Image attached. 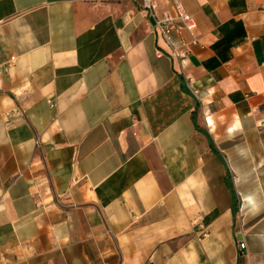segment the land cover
Segmentation results:
<instances>
[{"label": "crops", "instance_id": "crops-1", "mask_svg": "<svg viewBox=\"0 0 264 264\" xmlns=\"http://www.w3.org/2000/svg\"><path fill=\"white\" fill-rule=\"evenodd\" d=\"M182 4L0 0V264H264V0Z\"/></svg>", "mask_w": 264, "mask_h": 264}, {"label": "built area", "instance_id": "built-area-1", "mask_svg": "<svg viewBox=\"0 0 264 264\" xmlns=\"http://www.w3.org/2000/svg\"><path fill=\"white\" fill-rule=\"evenodd\" d=\"M139 2L142 9L150 11L155 18V32L159 38L165 42L168 48V54L173 60L183 61L186 60L189 55L190 45L186 42L180 43L177 46L173 40L174 35H179L183 31L188 32L195 44L199 43L195 32L198 28L193 18L184 9L182 0H172L174 5V14L167 13L162 18L157 16L156 7L162 0H135ZM14 62V60H13ZM247 246L244 243L239 244L240 251H246Z\"/></svg>", "mask_w": 264, "mask_h": 264}]
</instances>
